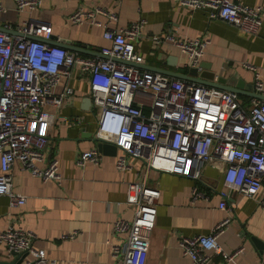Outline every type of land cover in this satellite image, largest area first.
Listing matches in <instances>:
<instances>
[{
	"label": "built area",
	"instance_id": "built-area-1",
	"mask_svg": "<svg viewBox=\"0 0 264 264\" xmlns=\"http://www.w3.org/2000/svg\"><path fill=\"white\" fill-rule=\"evenodd\" d=\"M177 1L193 10L207 9L211 19H223L251 35L259 33L264 19L261 6L250 7L234 0ZM42 3L15 0V7L32 11ZM99 13L116 18L114 12L101 7H81L70 19L76 24H99ZM144 24L140 19L127 27L107 28L103 36L112 44L102 47L99 56L91 57L51 43L53 26L40 17H29L18 25L20 35L0 30V195L9 197L11 208L24 205L28 198L14 189L12 168L16 163L45 181L62 180L58 159H48L43 167L38 162L45 159L49 130L55 121L54 113L46 107H59L74 94L69 86L59 94L54 89L64 77H72L75 68L88 74L92 107L101 112L96 137L117 146L118 170H129L132 162L140 159L148 170L199 180L204 166L210 163L232 189L257 197L259 207L264 208V85L259 76L254 82L258 95L246 104L237 91L145 70L141 67L145 58L135 46ZM164 39L187 54L190 68L201 71L211 43L209 36L179 38L172 31L153 36L157 45ZM103 155L98 148L83 151L77 163L98 164ZM199 195L203 194L195 188L194 198ZM229 197L227 191L221 193V209L233 210ZM156 198V189L144 180L131 199L133 219L115 221V232L127 237L122 245L112 247L121 264H147ZM229 221L223 220L205 235L183 237V253L196 264H209L213 253L221 254L226 264H238L236 258L243 247L228 250L219 243ZM34 238L33 231L21 227L10 226L0 232V242L6 243L10 253L29 255L25 264H59L33 245Z\"/></svg>",
	"mask_w": 264,
	"mask_h": 264
},
{
	"label": "crops",
	"instance_id": "crops-1",
	"mask_svg": "<svg viewBox=\"0 0 264 264\" xmlns=\"http://www.w3.org/2000/svg\"><path fill=\"white\" fill-rule=\"evenodd\" d=\"M42 1L36 10L19 11L15 0H2L0 29L20 35L18 25L29 17H40L53 26L51 43L70 39V51L91 57L99 56L102 47L112 44L103 36L107 28L127 27L143 19L142 37L135 41L136 50L145 58L143 69L191 80L187 54L170 40L164 39L159 45L153 41L154 35L172 31L179 38L209 36L211 43L202 59L201 72H216L215 81L224 76L226 86L236 87L240 83L244 103L249 104L255 97L257 76L264 85V19L259 33L251 35L223 19H211L207 9L193 10L177 0ZM234 1L264 10V0ZM81 7H101L114 12L116 18L99 13V24H76L70 15ZM66 86L74 94L67 96L59 107H46L54 113L55 121L49 130L45 159L38 162L43 167L48 159H58L62 180L45 181L16 163L12 168L14 189L28 198L24 205L11 208L9 197L0 195V232L10 226L33 231V245L44 249L59 264H121L112 247L122 245L127 237L115 232L114 223L119 218L133 219L131 199L145 180L157 191L155 224L148 232L147 264H196L183 253L181 239L210 233L227 218L230 221L219 238L220 246L228 250L243 247L236 258L238 264H261L264 208L259 207L257 197L232 189L216 166L207 163L200 179L194 180L168 171L148 170L140 159L134 160L129 170H118L117 154L103 153L98 164L78 165L83 151L98 148L96 133L101 112L92 107L87 73L75 68L72 77H64L56 86L55 94L62 93ZM195 188L203 195L194 198ZM223 191L230 195L231 211L220 208ZM69 234L76 236L63 237ZM0 252L4 255L1 258L14 257L5 242H0ZM209 264L226 261L221 254L213 253Z\"/></svg>",
	"mask_w": 264,
	"mask_h": 264
},
{
	"label": "water",
	"instance_id": "water-1",
	"mask_svg": "<svg viewBox=\"0 0 264 264\" xmlns=\"http://www.w3.org/2000/svg\"><path fill=\"white\" fill-rule=\"evenodd\" d=\"M2 30V29H0ZM58 43V42H56ZM72 41L70 39H61V41L58 43L59 45H62L64 47H72L71 46ZM191 71V76L189 79L200 82V83H205L211 86L215 87H226L230 90L237 91L239 93V88L241 87V84L239 83L236 87L232 86H226V81L227 78L224 76L220 77L217 81H215L216 78V72H201L197 68H190ZM168 72V71H167ZM254 96H257L258 94L253 93ZM98 149L106 154V155H112V154H117L118 148L114 144H109L106 142H98ZM10 255H13L14 257L12 259H7V258H1V252H0V264H25L26 259L28 258L27 253H17L15 251H12Z\"/></svg>",
	"mask_w": 264,
	"mask_h": 264
},
{
	"label": "clouds",
	"instance_id": "clouds-1",
	"mask_svg": "<svg viewBox=\"0 0 264 264\" xmlns=\"http://www.w3.org/2000/svg\"><path fill=\"white\" fill-rule=\"evenodd\" d=\"M102 130H104V129H102Z\"/></svg>",
	"mask_w": 264,
	"mask_h": 264
}]
</instances>
